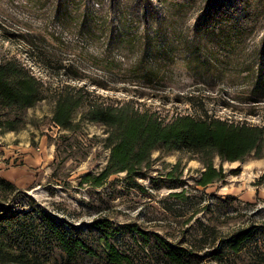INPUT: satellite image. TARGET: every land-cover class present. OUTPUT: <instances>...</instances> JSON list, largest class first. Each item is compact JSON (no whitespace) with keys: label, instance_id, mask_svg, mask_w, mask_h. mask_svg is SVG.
Here are the masks:
<instances>
[{"label":"trees","instance_id":"1","mask_svg":"<svg viewBox=\"0 0 264 264\" xmlns=\"http://www.w3.org/2000/svg\"><path fill=\"white\" fill-rule=\"evenodd\" d=\"M231 1L104 0L83 16H74L68 4L59 1L55 19L61 26L74 23L77 33L88 41H103L107 49L105 70L115 73L118 69L117 75L124 82L165 91L172 88L176 69H185L201 84L211 86L225 82L232 73L233 81H226V87L243 85L247 89L234 100L259 106L264 102V37L249 53L252 29L232 21ZM252 2L241 0L245 11ZM258 4L264 5V0ZM193 8L196 16L189 24L188 10ZM254 13H258L257 8ZM112 14L114 20H109ZM30 45L32 52L39 50L35 57L39 64L51 65L45 50L35 43ZM114 52L125 62L115 64L109 56ZM66 71L63 77L55 74L60 80L54 86L20 60L1 59L0 132L23 129V113L43 101L51 102V122L63 131L76 132L84 124L101 126L103 146L110 155L98 175L86 174L84 179L96 187L122 172L138 186V178L148 177L155 151L196 155L204 168L196 184L204 188L226 177L223 168L215 166L216 158L237 162L252 153L264 157V125L222 119L207 112L167 118L134 99L101 94L97 82L77 84L84 77L74 68ZM103 88L112 90L110 85ZM187 97L193 101V95ZM168 175L173 177L174 171ZM0 186L15 187L4 179H0ZM170 195L178 201L185 199L184 192ZM32 211H37L36 216L27 218ZM4 224L12 231L8 234L11 243L17 234L22 238L13 244L0 240V259L6 264H80L82 256L102 264H234L250 245L259 247L263 233L251 226L222 235L215 226L200 222L190 236L171 240L138 224L117 225L108 218L78 225L45 209L9 212L1 207L0 227ZM248 264H264V260L255 256Z\"/></svg>","mask_w":264,"mask_h":264},{"label":"rangeland","instance_id":"2","mask_svg":"<svg viewBox=\"0 0 264 264\" xmlns=\"http://www.w3.org/2000/svg\"><path fill=\"white\" fill-rule=\"evenodd\" d=\"M59 1L68 4V11L74 16H83L104 0H0V60L18 59L38 78L54 86L60 80L55 74L59 72L63 77L67 68H74L85 80L77 84L97 82L101 84L97 87L101 94L113 99H134L167 118L207 112L222 119L264 125V102L254 106L234 100L247 89L243 85L226 87V81H233L232 73L227 74L225 82L211 86L201 84L185 69H176V80L165 91L124 82L117 75L118 69L115 73L105 70L107 49L103 41L98 38L88 41L77 33L79 29L74 23L59 25L55 19ZM252 1L249 11H245L241 0L228 2L234 6L232 21L252 29L249 53L264 37V5L258 4L259 0ZM66 9L63 12H68ZM195 9L188 10L189 24L196 16ZM113 16L109 20H114ZM32 43L48 53L51 65L36 61L39 50L32 52ZM109 56L115 64L125 62L116 52ZM106 85L112 90L103 88ZM190 95L194 96L192 102L187 97ZM22 116L26 120L23 129L0 132V179L15 186L13 189L0 186V209L9 212L45 209L52 216L78 225L108 218L117 225L138 224L171 240L190 236L200 222L215 226L222 235L255 226L263 232L259 247L250 245L234 264H248L255 256L264 260V157L252 153L245 161L237 162L216 158L215 166L222 167L226 177L204 188L196 184L204 171L196 155L155 151L148 177L138 178V186L122 172L96 187L84 179L86 174L98 175L110 155L103 146L105 134L101 126L84 124L76 132L63 131L51 122L50 101L39 103ZM171 171L173 177L168 175ZM174 192H184L185 199L178 201L171 197ZM36 214L37 211H32L27 218ZM10 232L7 224L1 225L0 240L11 243ZM15 240L21 242L22 238L17 234ZM79 262L102 264L87 256L80 257ZM0 264L6 263L0 259Z\"/></svg>","mask_w":264,"mask_h":264}]
</instances>
